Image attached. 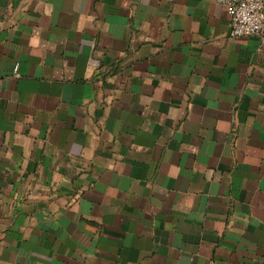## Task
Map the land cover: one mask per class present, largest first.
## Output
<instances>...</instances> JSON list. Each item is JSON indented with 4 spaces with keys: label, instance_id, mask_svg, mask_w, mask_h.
<instances>
[{
    "label": "crops",
    "instance_id": "obj_1",
    "mask_svg": "<svg viewBox=\"0 0 264 264\" xmlns=\"http://www.w3.org/2000/svg\"><path fill=\"white\" fill-rule=\"evenodd\" d=\"M0 264H264V41L218 0H0Z\"/></svg>",
    "mask_w": 264,
    "mask_h": 264
},
{
    "label": "built area",
    "instance_id": "obj_2",
    "mask_svg": "<svg viewBox=\"0 0 264 264\" xmlns=\"http://www.w3.org/2000/svg\"><path fill=\"white\" fill-rule=\"evenodd\" d=\"M218 1L227 8L231 36H256L264 41V0Z\"/></svg>",
    "mask_w": 264,
    "mask_h": 264
}]
</instances>
